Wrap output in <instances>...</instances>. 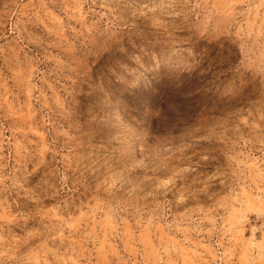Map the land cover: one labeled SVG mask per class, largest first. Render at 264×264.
Here are the masks:
<instances>
[{
	"label": "rangeland",
	"instance_id": "rangeland-1",
	"mask_svg": "<svg viewBox=\"0 0 264 264\" xmlns=\"http://www.w3.org/2000/svg\"><path fill=\"white\" fill-rule=\"evenodd\" d=\"M0 264H264V0H0Z\"/></svg>",
	"mask_w": 264,
	"mask_h": 264
}]
</instances>
